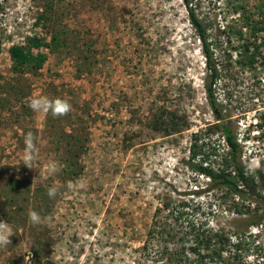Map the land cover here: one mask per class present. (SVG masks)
Returning <instances> with one entry per match:
<instances>
[{"label":"rangeland","instance_id":"1","mask_svg":"<svg viewBox=\"0 0 264 264\" xmlns=\"http://www.w3.org/2000/svg\"><path fill=\"white\" fill-rule=\"evenodd\" d=\"M188 1L209 26L222 71L216 97L231 117L243 165L264 179V33L254 36L245 25L247 17H263L264 0ZM46 2L0 0V220L16 233L0 248V264H197L188 223L232 229L239 216L232 195L209 190L208 179L186 164L192 135L215 119L185 2L56 0L68 48L33 49L47 61L18 73L11 47H28L35 37L50 43L51 25L38 21ZM75 40L95 42L97 52L89 55ZM42 96L65 99L72 110L56 118L35 113L28 102ZM166 114L168 135L151 130ZM28 133L38 149L33 169L22 159ZM203 141L197 162L215 149L223 154L220 134ZM244 206V217L252 216L254 208ZM31 210L40 224L29 221ZM251 233L239 249L226 245L220 264H264V228Z\"/></svg>","mask_w":264,"mask_h":264},{"label":"trees","instance_id":"2","mask_svg":"<svg viewBox=\"0 0 264 264\" xmlns=\"http://www.w3.org/2000/svg\"><path fill=\"white\" fill-rule=\"evenodd\" d=\"M55 1L47 0L45 9L38 16L40 24L47 27L51 25L52 27L50 43H45L43 39L35 37L29 41L28 47H11L9 53L14 71L24 73L28 70L35 71L43 67L48 58L47 54L40 51L34 53L32 51L33 49L40 50L42 47H46L50 51L55 52L61 48H68L71 38L66 33L67 28L64 27V30L61 28V19L64 16V11L60 12L59 9H54ZM183 1L185 2L187 18L197 34L205 59L207 72L204 81V92L215 119V123L208 126L205 131L192 135L189 157L186 164L190 170L208 179L209 183L207 184V188L209 190L232 195L234 200H237L235 213L239 216L232 221V229L219 227L216 230L209 227L206 228L205 223H188L190 229L194 232L192 236L194 243H191L189 248L191 254L196 257L197 264H220L222 261L225 262L223 256L227 252V246L229 248L239 249L243 245V239H248V237L252 236V229L264 228V179L259 175V179H261L257 181L256 176L250 175L243 165V150L234 129L230 125L231 117L216 97V86L222 77V71L213 57L212 43L208 33L209 26L195 13L188 0ZM241 9L245 11L244 7H241ZM245 25L253 32L254 36L261 32L264 33V15L259 21H255V23H253L250 17H247ZM84 34L85 32L79 31V35L86 38ZM79 42L81 41L75 40V44L78 45ZM81 43L82 46L88 48L87 52L89 55L97 52L95 42L88 44V42L83 41ZM244 47L245 52L249 53L250 45L247 43ZM249 61L254 65L255 56L250 57ZM170 120L166 114L157 117L149 126L155 132L165 131L168 135L171 126L169 123ZM216 133L220 134L223 140V154L219 155L217 153L218 150L215 149L213 151L215 153L204 154L201 158L202 162H197L196 159L200 155L201 145H207L206 141L201 142V138ZM212 156L216 158L210 160ZM217 158H220V160L218 161ZM244 204L248 206L247 210H250L251 207L254 208V214L252 216L244 217L245 213L242 210V208H245ZM186 206L187 204L184 203L177 208L176 219L178 221H181L186 216V209L184 208ZM247 213L250 214L249 211ZM216 239L217 241H215ZM231 239L237 240V243L231 244Z\"/></svg>","mask_w":264,"mask_h":264},{"label":"clouds","instance_id":"3","mask_svg":"<svg viewBox=\"0 0 264 264\" xmlns=\"http://www.w3.org/2000/svg\"><path fill=\"white\" fill-rule=\"evenodd\" d=\"M28 106L35 113H43L45 115L51 113L54 118L65 116L72 110V105L69 101L61 98L49 99L46 96L30 99ZM37 152L38 149L34 137L31 133H28L25 136V153L22 158L23 165L27 166L29 169H33V161L36 158ZM259 169L260 165L257 164L252 171H257ZM55 171H57L55 166L50 167V172L54 173ZM256 179L258 181L259 176H256ZM56 194L57 189L55 187L48 188L47 195L49 198H54ZM28 218L33 225L41 223L40 214L34 210L29 211ZM13 235H16V233L13 231L12 226L7 221L0 220V248H7V246L11 244V237Z\"/></svg>","mask_w":264,"mask_h":264}]
</instances>
